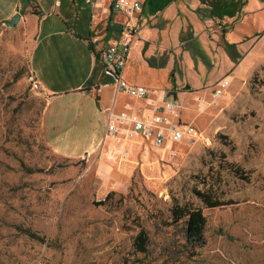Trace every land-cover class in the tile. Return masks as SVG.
Segmentation results:
<instances>
[{
	"label": "rangeland",
	"instance_id": "374dc122",
	"mask_svg": "<svg viewBox=\"0 0 264 264\" xmlns=\"http://www.w3.org/2000/svg\"><path fill=\"white\" fill-rule=\"evenodd\" d=\"M35 35V26H0V264H264V76H237L228 53L214 70L199 46L194 55L180 47L171 73L181 85L167 90L174 76L163 42L141 41L132 59L151 52L152 89L176 95L182 120L208 142L175 145L173 157L138 140L126 161L70 159L48 145L46 98L29 82ZM218 73L232 85L214 104ZM188 86L204 88L203 103ZM198 192L224 205L207 207ZM178 205L202 210V247L186 244ZM141 233L146 253L135 247Z\"/></svg>",
	"mask_w": 264,
	"mask_h": 264
},
{
	"label": "crops",
	"instance_id": "0c3cea01",
	"mask_svg": "<svg viewBox=\"0 0 264 264\" xmlns=\"http://www.w3.org/2000/svg\"><path fill=\"white\" fill-rule=\"evenodd\" d=\"M111 2L97 3L103 33L95 44L92 8L84 0H0V26L19 14V24L36 28L30 71L40 84L39 94L46 98V141L65 158L79 159L97 152L103 155L107 149L118 150V146L108 144L106 137L110 109L121 111L128 106L139 113L149 112L146 101L117 95L114 77L105 72L102 51L113 39L120 38L121 25L127 20L124 14L111 10ZM140 2L142 10L137 16L140 31L133 45L141 41L163 42L169 77L176 66L175 52L180 47L193 53L195 46H199V55L214 70L227 66L224 39L235 44L242 55L233 73L264 76V0ZM150 55L147 52L142 61H134L130 55L123 78L133 85L152 89L149 78L156 76L153 75L156 70L146 63ZM220 77L218 73L216 83ZM180 85L175 75L166 89L173 86L178 90ZM190 88L196 94L204 92V88Z\"/></svg>",
	"mask_w": 264,
	"mask_h": 264
},
{
	"label": "built area",
	"instance_id": "2783aa9c",
	"mask_svg": "<svg viewBox=\"0 0 264 264\" xmlns=\"http://www.w3.org/2000/svg\"><path fill=\"white\" fill-rule=\"evenodd\" d=\"M84 1L92 8L91 29L94 33L93 42L97 44L98 37L103 33L97 13V3L100 0ZM110 8L113 12L124 14L127 20L121 25L120 38L113 39L102 51L105 72L114 77L117 95L122 94L131 99L146 101V109L149 112L139 113L128 106L121 111L110 109L107 114L106 137L108 144L113 143L118 146V150L107 149L105 153H119L121 160L126 161L131 152L129 143L140 140L141 143L149 142L153 148L161 149L173 157L177 154L173 150L175 145L184 142L189 144L208 142L202 130L193 123L182 120L183 106L176 95L167 94L165 90L133 85L123 78L133 42L139 35L137 16L142 10V5L140 0H112ZM29 82L34 91H40V84L32 73ZM231 85L230 77H223L216 83L212 90L214 104L227 97ZM203 93L197 97L198 103H203V98L206 97ZM91 156L92 154H87L88 158Z\"/></svg>",
	"mask_w": 264,
	"mask_h": 264
},
{
	"label": "trees",
	"instance_id": "16d2710c",
	"mask_svg": "<svg viewBox=\"0 0 264 264\" xmlns=\"http://www.w3.org/2000/svg\"><path fill=\"white\" fill-rule=\"evenodd\" d=\"M223 44L226 53L230 55L235 63H238L242 56L236 51L235 45L229 44L225 39ZM170 76L173 77L174 74L171 73ZM197 194L207 207L215 208L224 205L222 203H218L217 201H213L206 193L198 192ZM172 216L174 222H183V232L186 244L193 249L202 247L204 244V233L207 225V219L202 210L191 207H181L178 205L172 209ZM147 245L148 237L146 233L138 235L135 241V247L138 252L146 253Z\"/></svg>",
	"mask_w": 264,
	"mask_h": 264
},
{
	"label": "water",
	"instance_id": "95a60500",
	"mask_svg": "<svg viewBox=\"0 0 264 264\" xmlns=\"http://www.w3.org/2000/svg\"><path fill=\"white\" fill-rule=\"evenodd\" d=\"M21 17L19 14L15 15L10 21L6 22L5 25L9 28L15 29L20 23ZM190 87L188 86L187 89Z\"/></svg>",
	"mask_w": 264,
	"mask_h": 264
}]
</instances>
